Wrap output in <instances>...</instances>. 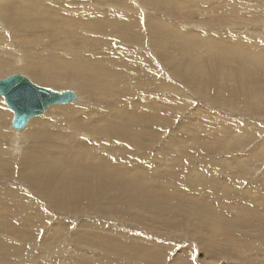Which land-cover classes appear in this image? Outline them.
I'll list each match as a JSON object with an SVG mask.
<instances>
[{"label":"rangeland","instance_id":"obj_1","mask_svg":"<svg viewBox=\"0 0 264 264\" xmlns=\"http://www.w3.org/2000/svg\"><path fill=\"white\" fill-rule=\"evenodd\" d=\"M86 1L77 7H83L77 9L78 24L94 22V14L100 15L102 7L111 11L116 21L114 16L104 22L119 24L120 30L109 34L114 38L121 33L125 43L120 51L137 62L144 75L147 68L142 59L149 60L155 71L152 85L137 86L143 95L139 101L155 104L154 133L149 136L140 123L132 126L140 135L124 142L121 157L94 164L104 167L127 158L138 164L154 162L156 172L150 181L124 178L121 184L108 176L103 187L90 179L94 187L88 192L84 186L91 184H82L85 173L79 165L107 157L110 141L106 139L97 143L100 150L84 148L94 155L76 167L47 156L40 172L26 170L27 150L31 156L45 150L26 136L32 122L55 121L59 126L42 132L64 138L70 136L72 126L64 121L70 118L66 113L75 114L87 100L88 109L96 106L59 62L58 39L55 47L48 40L40 44L51 58H44V50L40 49L41 56L33 52L46 65L32 63L27 51L38 46L26 42L34 36L19 32L10 15L1 13L0 79L20 74L52 90L72 89L78 98L76 104L50 108L16 132L9 125L12 113L0 96V240L7 242L10 238L4 235L10 230L9 243L17 245L18 239H24L30 244L25 246L26 253L34 248L33 257L18 256L12 264H35L39 254L38 264H44L47 245L55 251L52 264H65L58 255L70 256L78 240L87 236L85 232L114 243L127 239L137 253L148 254L150 264H264V0H181L177 8L173 0H109L118 9L106 6L104 0ZM43 2L48 5V0ZM124 4L128 12L123 13ZM76 33L72 42L80 50L97 51L86 43L95 36L91 30ZM97 36L111 41L109 36ZM43 67L49 68V77L65 82L44 81L39 75ZM88 130L91 135L93 129ZM82 136L80 141L91 142ZM137 142L141 147L136 151ZM113 147L120 145L114 142ZM97 189L102 193L97 194ZM148 248L155 251L152 256ZM76 259L75 264L89 260Z\"/></svg>","mask_w":264,"mask_h":264},{"label":"bare ground","instance_id":"obj_2","mask_svg":"<svg viewBox=\"0 0 264 264\" xmlns=\"http://www.w3.org/2000/svg\"><path fill=\"white\" fill-rule=\"evenodd\" d=\"M79 2H87V1L86 0H78V1L77 0H48V5H46L44 4L43 0H0V14L3 13V14H8V16L10 15V19L13 20L12 23L14 22L13 24L17 27V29H19V32L34 36L31 39L29 38V41H27L26 43L30 45H36L38 47L34 49V51H27L28 61L30 60L32 63L38 62V63H41V65H46L45 63H43L42 60L37 61L33 56V52L35 53L39 52L37 55L41 56L40 54V49H41L45 51L44 58L46 59L51 58V53L47 51L46 46H41V45H45L44 41L48 40L50 44L54 43L53 45L55 47L58 41H54V40L58 39L59 44L57 45V51L59 52V55H58L59 62L66 69V71L71 74L72 78L75 80L74 84L76 85L77 83L80 91H82L86 96H90L91 98L94 99V103L96 106L95 110L88 109V100H87L86 102L83 101L84 102L83 104H79L80 105L79 108H77L74 111L75 114L68 115L66 113L65 117H70V118L64 119V121L71 122L72 126L69 131L70 136H65L61 131L58 130L62 136L63 135L65 136L64 138H50L48 135L42 132V130L56 128L57 126H59L57 122L54 121L53 123L51 122L47 123V119L38 120L37 122L36 121L32 122L34 124L31 128L27 130L26 136L33 140L32 144L34 146H36L38 143H41L44 147L43 149L45 150L44 152L40 154L33 155L34 154L33 153L32 154L33 156L29 154L28 150L27 152L25 151L26 159H24L25 160L24 164L29 166L27 167L28 169L26 168V170H28V172L31 170L32 171L30 172L31 174L34 171L36 173L40 172L41 169L43 168L44 162H46L45 158L47 156H50L51 159H60L64 163H70L71 164L70 167L72 168L76 167L82 162V160L92 159V156L94 154L90 156V154L87 153L85 149L87 150V148H89V149L100 150V148L97 146V143H103L102 142L103 139H106L110 141V144L108 145V148H107L109 152L107 157L98 156L97 159L93 158L92 159L93 162L89 166H85L81 164L79 165V167H81L80 170L82 169L83 172L85 173V179L82 182V184H86V185L91 184V181L96 179L100 183V187H103V183H105V180L108 179V176L110 177L112 176L114 178V181H116L115 183L117 184H121V181L124 178H131L139 182L147 181L148 179L152 178L154 176V172H156L154 171V162H152L151 164L150 163L138 164L140 161L137 162L134 159H131L129 161L126 158L125 160L120 159L119 162L108 163L104 167L96 166L94 162L96 163L98 160H100L101 162L100 164H105V162L117 161L121 157V154H122L121 146L124 144V142L126 143L129 142L131 136L140 135V131L138 129H135L134 131L132 126L137 128L138 124L140 123L142 128L145 131H147V134L149 136H151L154 133L155 104L151 101L150 102L145 101L143 103L140 102L139 100L142 99L141 97L143 95L141 96L140 95L141 93L138 94L140 87L153 84L155 80V71L153 70V67H152L153 65L152 63H150L149 60L147 61L146 59H142L145 67L147 68V72L144 75L142 71L143 69L139 67L137 62L132 61L129 55H126L122 52L123 50L120 51L119 46H124V43H125L124 38L120 37L121 33H120V36L116 34L117 37H114L115 39L112 38V35L109 34V33H112L115 29L120 30L119 24L117 23V24H114L113 26L112 24L113 22H112L111 25L108 26V23L104 22L105 18H109V17L113 18L114 16H115V21H116L117 15L115 14L111 15L112 14L111 11L107 10L106 8L105 9L103 7L101 8L102 13H99L100 15L94 14V17H95L94 22H90L84 25H82V23L78 24V12L77 11H79L80 8H83V7L77 8L81 4ZM180 2L181 0H173V7L177 8V4ZM170 3H171V0H170ZM103 4H105L106 6H110V8L112 9H118V7H116L115 4H112L111 2H109V0H104ZM181 4L185 5L183 2ZM199 4L201 5V1L199 2ZM85 5L86 4H84V6ZM178 6H180V4ZM215 6L217 5L215 4ZM110 8L108 7V9ZM89 9L92 10V8H89ZM138 9L142 10V7L138 5ZM122 11L123 13L126 11L128 12V8L127 6H125V4L123 5ZM1 15H0V19H3V16L1 17ZM119 21L123 22L122 20H119ZM2 25L3 24L1 23V20H0V26ZM127 27H130V26H127ZM78 29H89L93 32L92 35H95V36H93L91 40L86 43L89 45V47L92 50L95 49L97 51L89 53V51H87L86 49L80 50L72 42V39L77 34L76 32ZM98 34L100 36H105V35L109 36L111 41L105 37H101V38L98 37L97 36ZM60 40H64V41L60 42ZM112 40L116 42L118 49L112 46L111 44V42H113ZM98 42L99 43L101 42V43L98 45ZM43 68L45 71L39 75H40V78L44 79V81L45 80L48 82L51 81L52 83L60 82L61 84L65 82V80H58V79L49 77L48 76L49 68H46V67H43ZM198 84H201V83H198ZM137 95H138V98H137ZM77 99L78 98L76 96L75 99L71 100L67 104H70L73 102L75 103ZM4 105L6 106L5 103ZM61 105H66V104L52 105L47 110H50V108L52 107L61 106ZM128 108H132V109L127 110ZM35 117H38V116H33L29 120ZM29 120L28 122H30ZM9 125H10V128L14 130L11 127V121ZM89 127L93 129V132L91 135L88 130ZM132 130H133V133H130ZM14 131L18 132L20 130H14ZM51 132H54V131H51ZM82 135L91 139V142L85 143L84 139H83L84 142L80 141V139L78 138L81 137ZM151 141L153 142V140ZM52 142H55V143L52 144ZM114 142H117L120 145V148H114L113 147ZM135 144L136 146L133 148V150L136 149L137 151L138 147H141V146L139 145L138 142ZM49 148L52 150H50ZM39 150H41V148H39ZM77 157H79L80 159H78L77 161H74V159H76ZM144 158H147V157H144ZM30 166H33V167H30ZM32 178L30 180H32ZM98 179H100V181ZM110 180H112V178H110ZM84 187H86L85 189H87V191L89 192V189H92L94 185L91 184V186H84ZM148 187L153 188L150 185ZM144 190L147 191L148 189L146 190L144 188ZM102 191H103L102 189L100 191L97 189L96 193L100 194L102 193ZM163 199L161 198V200ZM11 233L12 232L10 230L6 232L4 237L7 236L8 238H10V239L5 238L6 240L8 241L11 240V236L13 235ZM85 233L87 235L86 237L84 238L81 237V239H79L78 242L76 240L77 243H83V244L76 243L75 246H73L74 247L73 251L71 250L72 253L70 256L67 254V252L66 254L64 253V254L58 255L60 257L61 263L75 264V260H77L76 258L89 259L90 257H92L91 259L87 260V264H104V263L105 264H115V262L117 261H125L124 264H142L143 262L146 263V260L148 259V254L140 253V252L137 253L138 250H135L132 247V244L127 239L123 241L120 240L118 242L116 241L114 243L113 240L104 241L105 239H103V236L97 237L96 236L97 234H95L94 236L95 238H94L93 236H91V234L88 235V232H85ZM139 238L141 239V237ZM101 240L104 241V244L100 242ZM8 241L6 242L4 239L0 240V264L15 263V259H18V256L27 257V259L31 258L30 257L31 255L33 257L34 248L30 247V249H33V251H29L27 253L25 252V246H28L29 244L27 240L18 239L19 244L17 245L11 244ZM11 242L13 243L15 241L13 240ZM122 244L124 245V247L122 246ZM46 247L48 248L49 251L43 254V256L48 257V259L45 260L44 264H52L54 262L53 261L54 256L51 252L54 250L52 249V246L47 245ZM137 248H141V246L137 245ZM94 250L99 251V253L97 254L98 256L95 255ZM148 252L150 253L149 255L151 256L153 253H155V251L154 252L150 251L149 248H148ZM41 254H42V251H41ZM157 254L160 257L162 255L159 253ZM39 256H40V259L35 264H38L40 260H42V256L40 254ZM23 257H21V259ZM146 264H150V263H146ZM187 264H190V263H187Z\"/></svg>","mask_w":264,"mask_h":264},{"label":"water","instance_id":"obj_3","mask_svg":"<svg viewBox=\"0 0 264 264\" xmlns=\"http://www.w3.org/2000/svg\"><path fill=\"white\" fill-rule=\"evenodd\" d=\"M0 96L12 112L11 127L23 129L30 118L42 115L50 106L67 104L76 96L71 90L56 91L14 74L0 79Z\"/></svg>","mask_w":264,"mask_h":264}]
</instances>
